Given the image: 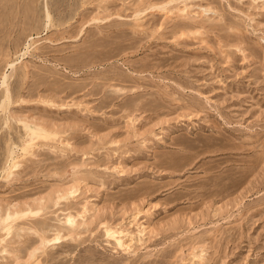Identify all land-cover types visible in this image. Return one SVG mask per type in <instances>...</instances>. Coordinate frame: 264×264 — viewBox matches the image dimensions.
Instances as JSON below:
<instances>
[{"label":"rangeland","instance_id":"rangeland-1","mask_svg":"<svg viewBox=\"0 0 264 264\" xmlns=\"http://www.w3.org/2000/svg\"><path fill=\"white\" fill-rule=\"evenodd\" d=\"M0 264H264V0H0Z\"/></svg>","mask_w":264,"mask_h":264},{"label":"bare ground","instance_id":"bare-ground-1","mask_svg":"<svg viewBox=\"0 0 264 264\" xmlns=\"http://www.w3.org/2000/svg\"><path fill=\"white\" fill-rule=\"evenodd\" d=\"M48 19L50 20V16L48 15ZM26 53V52H25ZM25 54H23V56H24ZM7 84V76H5L4 77V80H3V85H6ZM8 92V91H7ZM72 218V217H71ZM70 219V218H69ZM68 219V220H69ZM73 219H70V222L72 221ZM73 222V221H72ZM111 232V234H112V236L115 238V240H116V242H117V244L120 246V247H123L126 243H127V241H130V239H132V237L131 236H129V234H128V236L129 237H127L126 235L127 234H124V232L122 231V232H118V235L117 236H115V232H112L111 230H109V233ZM123 236H126L129 240H126V241H123L124 239H121ZM125 237V238H126ZM61 239V237H57V238H55L53 241L54 242H58L59 240ZM132 241V240H131ZM50 242H52V241H50ZM128 244H131V243H128ZM128 244H126V245H128ZM125 245V246H126ZM118 246V247H119Z\"/></svg>","mask_w":264,"mask_h":264}]
</instances>
